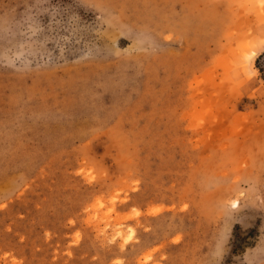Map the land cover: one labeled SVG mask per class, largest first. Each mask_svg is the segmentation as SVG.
<instances>
[{"label":"rangeland","instance_id":"rangeland-1","mask_svg":"<svg viewBox=\"0 0 264 264\" xmlns=\"http://www.w3.org/2000/svg\"><path fill=\"white\" fill-rule=\"evenodd\" d=\"M0 264H264V0H0Z\"/></svg>","mask_w":264,"mask_h":264},{"label":"bare ground","instance_id":"bare-ground-1","mask_svg":"<svg viewBox=\"0 0 264 264\" xmlns=\"http://www.w3.org/2000/svg\"><path fill=\"white\" fill-rule=\"evenodd\" d=\"M255 55H257V54H255ZM254 57H255V56L252 57L251 61L254 59Z\"/></svg>","mask_w":264,"mask_h":264}]
</instances>
